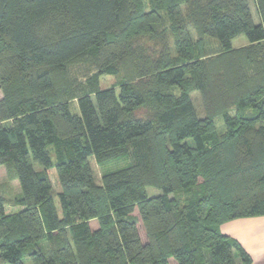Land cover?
Here are the masks:
<instances>
[{"label": "trees", "instance_id": "obj_1", "mask_svg": "<svg viewBox=\"0 0 264 264\" xmlns=\"http://www.w3.org/2000/svg\"><path fill=\"white\" fill-rule=\"evenodd\" d=\"M86 57L77 93L66 70ZM0 91L21 188L16 212L0 195V264H253L220 226L264 215V0H0ZM91 156L126 164L98 183Z\"/></svg>", "mask_w": 264, "mask_h": 264}, {"label": "rangeland", "instance_id": "obj_2", "mask_svg": "<svg viewBox=\"0 0 264 264\" xmlns=\"http://www.w3.org/2000/svg\"><path fill=\"white\" fill-rule=\"evenodd\" d=\"M251 5H252L251 9L253 12L255 22L259 23L260 20L256 12V9L253 4ZM168 25L169 24L164 25L162 30H165L167 32V36H168V40L170 44V50H171L170 52L173 55H175V50L172 45L173 37L171 35V30L168 28ZM196 39L197 37H195V40ZM232 44L235 48L239 49V48L248 46L250 43L248 41L247 36L242 34V35L235 37L232 41ZM204 46L209 56L215 57L221 54L222 47L220 46L218 41H216L215 39H210V38L205 37ZM95 70H96L95 61L91 58L86 57L83 59H78L74 63L70 64L66 70V74L69 76L71 82L73 83V86L76 92L80 93V92L86 91L87 78ZM123 77H124L123 72L120 75L104 74L100 77V86L101 88H109L117 84L118 81L122 79ZM2 96H3V93L2 91H0V99L2 98ZM192 99L196 107L197 113L200 117H206L210 115L208 112L209 110L205 106L206 103L204 102V96L202 94H200L199 92H194L192 94ZM234 110L235 108L233 107L231 111H234ZM71 111L73 113L79 112L78 103L76 102V100H71ZM214 119L217 125V129L220 132H224L225 126H224L222 117L214 115ZM52 148L53 147H51V151L53 153ZM53 157H54V154H53ZM89 160H90L92 169L94 171L96 181L98 183H101V177L104 171L118 169V168L123 167L126 164V162L122 161V159L113 160V161L104 163L103 165L98 164L94 156H91ZM20 192H21L20 183L16 175L14 164L9 163L6 165H2L0 167V195L5 200L6 210L8 213L16 212L20 209V206L15 204L16 197L20 194ZM147 192L150 196H155V195L161 194L162 190L155 188V187H148ZM179 200L182 201L184 200V198L180 195ZM55 202H56V206H57V209L59 210L60 215H63L62 209L59 203V199L57 196H55ZM133 216L134 218L138 219L139 217L138 209L135 210ZM90 224L93 229H97L99 227V222L97 219L91 220ZM139 227H140L139 229H140L141 237L145 239V230H144V227L141 221L139 222ZM46 245H49V244L48 243L43 244V248ZM25 262L26 264H31L29 258H26Z\"/></svg>", "mask_w": 264, "mask_h": 264}, {"label": "crops", "instance_id": "obj_3", "mask_svg": "<svg viewBox=\"0 0 264 264\" xmlns=\"http://www.w3.org/2000/svg\"><path fill=\"white\" fill-rule=\"evenodd\" d=\"M220 230L243 245L251 255L253 264H264V215L224 222Z\"/></svg>", "mask_w": 264, "mask_h": 264}]
</instances>
